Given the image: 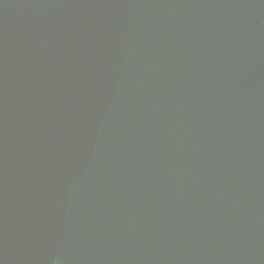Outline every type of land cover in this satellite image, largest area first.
<instances>
[{
	"label": "water",
	"instance_id": "95a60500",
	"mask_svg": "<svg viewBox=\"0 0 264 264\" xmlns=\"http://www.w3.org/2000/svg\"><path fill=\"white\" fill-rule=\"evenodd\" d=\"M0 264H264V0H0Z\"/></svg>",
	"mask_w": 264,
	"mask_h": 264
}]
</instances>
